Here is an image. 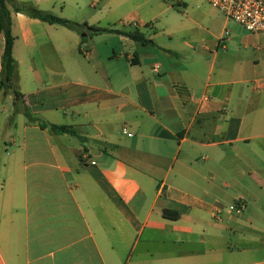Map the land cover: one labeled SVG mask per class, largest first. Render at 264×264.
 Here are the masks:
<instances>
[{
    "label": "crops",
    "instance_id": "crops-1",
    "mask_svg": "<svg viewBox=\"0 0 264 264\" xmlns=\"http://www.w3.org/2000/svg\"><path fill=\"white\" fill-rule=\"evenodd\" d=\"M14 1L151 44L8 7L25 106L78 138L10 123L0 92V264H264V33L203 0L119 18L110 3L132 0L88 15L83 0Z\"/></svg>",
    "mask_w": 264,
    "mask_h": 264
},
{
    "label": "trees",
    "instance_id": "trees-1",
    "mask_svg": "<svg viewBox=\"0 0 264 264\" xmlns=\"http://www.w3.org/2000/svg\"><path fill=\"white\" fill-rule=\"evenodd\" d=\"M8 7H11L15 13L24 14L42 23L59 26L76 33H82L85 31L90 35H99L113 32L142 45L151 44V41L146 40L144 35L138 31L124 32L93 26L88 27L86 24L79 25L72 21L54 16L51 13L43 12L31 3H17L14 0H0V36L3 37L4 41L3 50L0 56V92L5 96L12 97L14 114L22 115L27 124L36 125L40 130H48L58 136L69 135L78 138L71 128L42 122L34 117L25 106L24 98L18 89L17 64L12 56L14 38L11 33V18ZM162 216L164 219L176 221L179 218V213L176 211L164 210Z\"/></svg>",
    "mask_w": 264,
    "mask_h": 264
},
{
    "label": "built area",
    "instance_id": "built-area-1",
    "mask_svg": "<svg viewBox=\"0 0 264 264\" xmlns=\"http://www.w3.org/2000/svg\"><path fill=\"white\" fill-rule=\"evenodd\" d=\"M212 8L216 9L228 21L237 24L243 31L249 34L264 33V2L261 0H203ZM224 35H228L227 32ZM218 45L224 48V40H220ZM159 65L152 67V72L157 73ZM123 134H127L123 130ZM245 202L237 200L228 207V211L236 216H240L245 211Z\"/></svg>",
    "mask_w": 264,
    "mask_h": 264
},
{
    "label": "rangeland",
    "instance_id": "rangeland-1",
    "mask_svg": "<svg viewBox=\"0 0 264 264\" xmlns=\"http://www.w3.org/2000/svg\"><path fill=\"white\" fill-rule=\"evenodd\" d=\"M107 1L108 0H83V2H80L79 5L82 7L83 12L88 15L89 12L93 13V12H100V11L101 12L109 11V7H108V4H107ZM141 3H142V0H132L129 3H121V2H118V1H112L110 3L111 13H113L116 18H119V17H122L124 15L125 11H127V10L130 11L133 7H136L137 5H140V7H141V5H142ZM169 3H173L172 6L174 7L175 12L179 11L177 5L175 4V2L170 1ZM91 4H93V6L89 9V5H91ZM149 7H150V5L148 4L147 6L141 7L139 10H140V12H142V11L147 10ZM64 15H66L67 17L71 18L72 17L71 16L72 15V11L69 8H66V11L64 12ZM64 19H66V18H64ZM145 19H148V18H145ZM118 26L119 25L117 24L116 27L119 28ZM148 31L150 33H153L151 30H148ZM13 105H14L13 102H7V103L4 104L5 108L8 111H10V112L14 108ZM1 116H4V115L1 114ZM19 116L22 117L21 115L14 114V112L12 111V115L10 116L9 122L13 123V121L15 119H17ZM5 141L7 143L6 147H8V144H9V141H10V137H6ZM133 244H134V241L130 244V246L123 253V255H122L123 263L127 259Z\"/></svg>",
    "mask_w": 264,
    "mask_h": 264
},
{
    "label": "water",
    "instance_id": "water-1",
    "mask_svg": "<svg viewBox=\"0 0 264 264\" xmlns=\"http://www.w3.org/2000/svg\"><path fill=\"white\" fill-rule=\"evenodd\" d=\"M82 37H85V35L83 34Z\"/></svg>",
    "mask_w": 264,
    "mask_h": 264
}]
</instances>
